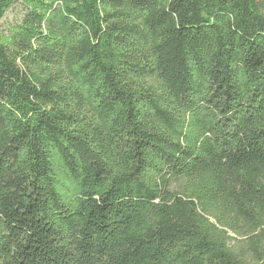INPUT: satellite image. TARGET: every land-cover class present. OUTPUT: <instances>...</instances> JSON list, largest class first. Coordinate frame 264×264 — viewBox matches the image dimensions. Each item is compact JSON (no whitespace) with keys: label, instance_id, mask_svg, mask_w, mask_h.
Returning <instances> with one entry per match:
<instances>
[{"label":"trees","instance_id":"1","mask_svg":"<svg viewBox=\"0 0 264 264\" xmlns=\"http://www.w3.org/2000/svg\"><path fill=\"white\" fill-rule=\"evenodd\" d=\"M18 1L0 264H264V0Z\"/></svg>","mask_w":264,"mask_h":264},{"label":"rangeland","instance_id":"2","mask_svg":"<svg viewBox=\"0 0 264 264\" xmlns=\"http://www.w3.org/2000/svg\"><path fill=\"white\" fill-rule=\"evenodd\" d=\"M25 5L23 2L18 1L5 13L4 17L0 20V36L9 37L14 27L19 24L25 13ZM235 232L231 231L230 236L234 238L232 245L239 251H248L250 243L251 230L244 224V221L239 220ZM250 254H252L250 252Z\"/></svg>","mask_w":264,"mask_h":264}]
</instances>
